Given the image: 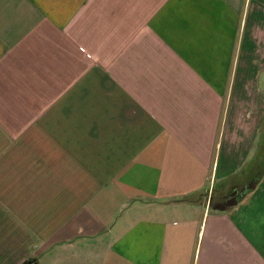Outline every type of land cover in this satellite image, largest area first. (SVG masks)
Instances as JSON below:
<instances>
[{
    "label": "crops",
    "instance_id": "0c3cea01",
    "mask_svg": "<svg viewBox=\"0 0 264 264\" xmlns=\"http://www.w3.org/2000/svg\"><path fill=\"white\" fill-rule=\"evenodd\" d=\"M263 137L264 0H0V264H264Z\"/></svg>",
    "mask_w": 264,
    "mask_h": 264
},
{
    "label": "trees",
    "instance_id": "16d2710c",
    "mask_svg": "<svg viewBox=\"0 0 264 264\" xmlns=\"http://www.w3.org/2000/svg\"><path fill=\"white\" fill-rule=\"evenodd\" d=\"M264 158H259V159H256V162H255V164H256V166L258 165V167L256 168L257 169V173H255L256 175H255V177H254V180H253V183H256L257 182V177H258V175H260L261 173H263L264 172V166H263V164H264ZM37 263V260L36 259H34V258H32V259H30V258H28V259H26V260H24L21 264H36Z\"/></svg>",
    "mask_w": 264,
    "mask_h": 264
},
{
    "label": "rangeland",
    "instance_id": "374dc122",
    "mask_svg": "<svg viewBox=\"0 0 264 264\" xmlns=\"http://www.w3.org/2000/svg\"><path fill=\"white\" fill-rule=\"evenodd\" d=\"M263 142H264V140L262 141V143ZM256 150H257V152H256V159H259V158L263 157V155H264V145H261V147H260V145L257 144ZM222 196L223 195H221V196L220 195H217V197H219V198H221Z\"/></svg>",
    "mask_w": 264,
    "mask_h": 264
},
{
    "label": "flooded vegetation",
    "instance_id": "af4514ba",
    "mask_svg": "<svg viewBox=\"0 0 264 264\" xmlns=\"http://www.w3.org/2000/svg\"><path fill=\"white\" fill-rule=\"evenodd\" d=\"M237 190L239 191L240 190V188H236V189H231L229 192H228V196H227V200L228 199H231V198H233V196H234V194L237 192ZM240 194V193H239ZM225 200V199H224ZM223 199H222V201L221 202H223L224 201Z\"/></svg>",
    "mask_w": 264,
    "mask_h": 264
}]
</instances>
